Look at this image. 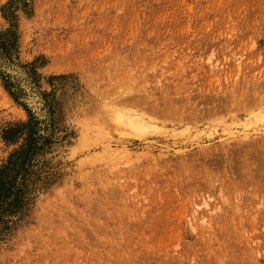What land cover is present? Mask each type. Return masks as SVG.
I'll return each instance as SVG.
<instances>
[{"label": "rangeland", "instance_id": "obj_1", "mask_svg": "<svg viewBox=\"0 0 264 264\" xmlns=\"http://www.w3.org/2000/svg\"><path fill=\"white\" fill-rule=\"evenodd\" d=\"M3 7L0 70L55 141L0 264H264V0ZM28 118L0 76V166Z\"/></svg>", "mask_w": 264, "mask_h": 264}, {"label": "trees", "instance_id": "obj_2", "mask_svg": "<svg viewBox=\"0 0 264 264\" xmlns=\"http://www.w3.org/2000/svg\"><path fill=\"white\" fill-rule=\"evenodd\" d=\"M12 6V2L9 4ZM2 8L3 17L9 21V27L0 28V62L13 63L19 49L17 16L9 17ZM33 69V73H35ZM3 87L11 98L28 113V121L17 124L13 132L5 134L4 139L19 145L9 154L0 166V239L8 234L21 220L32 194L41 185H49L53 175L44 172L45 161L41 158L55 141V127H39L40 122L31 109L21 102L22 89L11 75L0 70ZM58 78V77H52ZM43 95H48L43 93ZM54 115V107L50 106ZM56 108V107H55ZM52 121V119H51Z\"/></svg>", "mask_w": 264, "mask_h": 264}, {"label": "bare ground", "instance_id": "obj_3", "mask_svg": "<svg viewBox=\"0 0 264 264\" xmlns=\"http://www.w3.org/2000/svg\"><path fill=\"white\" fill-rule=\"evenodd\" d=\"M210 111V110H209ZM213 111V110H212ZM131 112V111H130ZM110 113V112H109ZM134 113V112H133ZM113 114H115V113H113ZM127 115H128V117L126 118V117H121V120H122V118H126L125 120L127 121L124 125H125V127L126 126H128L129 128H131L132 130L134 129L135 131H138L137 132V134L138 135H141V134H144L145 135V133L146 132H144V131H147L146 129L144 130V128H146L147 127V129H148V127H150L152 124H150L149 125V123H148V121L141 115V114H137V113H135V114H132V113H126ZM110 115H112V114H110ZM114 117H115V115H113ZM112 116V117H113ZM116 116H117V114H116ZM124 116V115H123ZM110 117V116H109ZM111 117V118H112ZM119 117V116H118ZM150 118V117H149ZM192 118V117H191ZM112 119H114V118H112ZM117 119V118H116ZM199 119V118H198ZM117 120H119V119H117ZM124 119H123V121H125ZM193 120V119H192ZM191 120V121H192ZM123 121H121V122H123ZM155 121V120H154ZM115 123V122H114ZM123 124V123H122ZM127 127V128H128ZM128 128V129H129ZM127 130V129H126ZM142 130H144L143 132H141ZM131 132H133V131H131ZM134 135H136V134H134ZM263 182V181H262Z\"/></svg>", "mask_w": 264, "mask_h": 264}]
</instances>
